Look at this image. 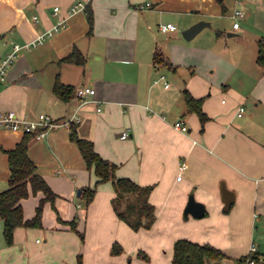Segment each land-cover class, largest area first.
<instances>
[{
  "label": "crops",
  "instance_id": "obj_1",
  "mask_svg": "<svg viewBox=\"0 0 264 264\" xmlns=\"http://www.w3.org/2000/svg\"><path fill=\"white\" fill-rule=\"evenodd\" d=\"M78 3L84 9L71 14ZM236 9L244 16L233 29ZM200 21L210 27L191 39L200 36L196 44L184 43L180 32ZM59 22V31L44 43L17 52L0 84V111L31 120L45 114L59 123L44 137L31 136L27 148L37 173L57 197L43 204L41 227H17L11 245L0 220V264H76L78 256L82 264H126L127 255L139 247L149 251V264H171L177 238L173 231L159 232L165 226L159 222L178 216L181 223L190 222L181 228V239L222 250L225 258L211 264H238L251 246L264 257L255 242L264 229V69L256 63V41L264 36V0H0V61L14 44L25 46ZM167 23L176 31L162 33L158 27ZM230 37L237 38L233 45L226 42ZM222 43V57L228 60L217 55ZM74 47L86 58L84 66L60 62ZM156 53L169 67L155 63ZM199 57L206 59L203 66L212 68L210 73H201ZM180 63L181 78L172 87L163 71L175 73ZM217 71L222 75L214 76ZM56 79L74 89L92 88L95 93L88 99L95 102L81 105L75 94L69 102L60 100L53 92ZM185 90L202 99L203 123L189 111ZM178 121L185 132L174 127ZM67 122L77 123L78 136L115 165L117 178L153 186L151 229L133 231L117 218L111 182L99 185L85 206L81 190L93 187L96 177L70 140ZM127 129L128 138L120 139ZM25 136L0 132V193L8 187L7 151ZM180 163L185 164L182 171ZM221 183L234 195L228 211ZM190 193L205 205L204 215L182 220ZM42 198L30 194L20 202L25 220L34 217ZM154 231L160 235L151 243ZM114 244L122 249L118 255L112 253ZM129 263L138 264L136 259Z\"/></svg>",
  "mask_w": 264,
  "mask_h": 264
},
{
  "label": "trees",
  "instance_id": "obj_2",
  "mask_svg": "<svg viewBox=\"0 0 264 264\" xmlns=\"http://www.w3.org/2000/svg\"><path fill=\"white\" fill-rule=\"evenodd\" d=\"M86 15L89 23H91L92 13L89 7L86 8ZM217 35H219V32ZM256 45V63L264 69V36L258 37ZM60 62L84 66L86 58L74 47ZM158 62L169 67L167 60L156 53L155 63ZM53 92L60 100L69 102L74 97L75 89L72 86L61 84L56 79ZM184 98L189 111L196 113L203 123L206 117L201 109L202 99L193 98L186 90L184 91ZM68 128L70 140L77 145L86 166L93 171L96 177L93 187L81 190L80 198L85 206L93 201L99 185L111 182L114 192L111 204L117 218L127 224L133 231L151 229L155 221V207L149 201L153 186H141L129 178H117L115 176V165L102 158L94 150L91 141L78 136L77 123H70ZM31 136L34 137L35 135L26 134L25 138L14 149L7 151L8 187L0 193V220L4 224L3 237L7 245L13 243V233L17 227H41L43 204L45 202L53 204L57 197L41 175L37 173L36 166L28 156V141ZM37 193H41L43 198L36 207L34 217L31 220H25L20 202L30 194L35 195ZM71 225L75 230L74 223H71ZM78 234L82 240L83 234ZM121 252V247L114 244L112 253L118 255ZM140 255L148 260L147 255L143 252ZM223 258H225V255L222 250L210 244H198L187 239H178L173 244L171 264H210ZM247 258L248 255L241 257L237 260V263ZM249 258L255 260L258 264H264V257H260L257 253L249 254ZM76 264H82L81 256H78Z\"/></svg>",
  "mask_w": 264,
  "mask_h": 264
},
{
  "label": "built area",
  "instance_id": "obj_3",
  "mask_svg": "<svg viewBox=\"0 0 264 264\" xmlns=\"http://www.w3.org/2000/svg\"><path fill=\"white\" fill-rule=\"evenodd\" d=\"M147 7L150 6V4H146ZM84 9V5L82 3H78L74 7L70 9V13H75L79 10ZM58 8L55 7L53 9V13L56 14L58 12ZM244 12L240 9H236L232 13V18L237 20L236 22L233 23L232 28L233 29H238L239 27V22L238 20L243 18ZM33 21L35 23H38L39 19L38 17H33ZM60 26H62V22H59L52 26L50 29L46 30L44 33L38 35L33 41L30 43L26 44L25 46H20L18 44H14L12 47V51L5 56L4 59L0 61V84L3 83L6 80L7 76V71L12 62L14 61L17 52L23 48V47H36L38 45H41L44 43V41L52 36L55 32L59 31ZM159 30L162 33H167V32H172L176 31V26L167 23V24H160L159 25ZM165 77L162 76L161 79H164ZM168 87V85H166ZM95 91L92 88L89 87H79L75 89V97L81 100V105H84L86 103H92L95 102L91 99H88L89 97H92L94 95ZM101 107L98 106L96 108L97 112H100ZM244 112V107L241 106L238 109L237 115L240 117ZM69 123L72 122H67L68 127ZM59 123L54 121L50 116L45 115V114H40L36 119H27L26 117H21L18 116L15 112L13 111H0V132L1 131H9V132H17V133H22V134H34L36 137H44L45 134L52 128L58 126ZM175 128L185 132L187 128L184 126L182 121H178L174 125ZM129 136V130L127 129L124 131L120 139L124 140L127 139ZM179 169L180 171L185 169V164L180 163L179 164ZM178 180L181 179V172L179 173ZM256 248L254 246L250 247L249 254L255 253ZM248 258L244 261L239 262L238 264H258L255 260Z\"/></svg>",
  "mask_w": 264,
  "mask_h": 264
},
{
  "label": "rangeland",
  "instance_id": "obj_4",
  "mask_svg": "<svg viewBox=\"0 0 264 264\" xmlns=\"http://www.w3.org/2000/svg\"><path fill=\"white\" fill-rule=\"evenodd\" d=\"M232 22H233V20H228L226 23L227 24H229V26H231L232 25ZM240 22V21H239ZM205 31H208V30H205ZM180 36H182L181 35V32H180ZM183 37V36H182ZM183 39V41H185L184 43H187V44H189V43H193V45H194V43L196 44V41H198V39H200V36H198L197 38H195V39H193V40H191V41H187V40H185L184 38H182ZM237 38L236 37H230V38H227V41L226 42H228L229 43V45H233V43H235L234 41L236 40ZM223 46H224V44L222 43V44H220V50H219V52L217 53V55H218V57H222V48H223ZM228 55V54H227ZM222 58H224V59H227L228 60V58L227 57H222ZM202 59L203 60H206L204 57H202ZM201 59V57H199V59H198V63H199V67H200V70H202L201 71V73H206V74H208V73H210V71L212 70V68H209V69H206V67L205 66H203V64H204V61ZM223 59V60H224ZM219 63H225V61H222V62H219ZM215 66H217V65H215ZM185 67L186 66H183L182 68L183 69H185ZM188 68V67H187ZM224 68V67H223ZM176 72L174 73V72H169V71H163V73L165 74V76H166V82L170 85V86H174L175 84H177V82H178V80H179V78H181V63L177 66V68H176ZM207 70V71H206ZM222 73L223 74H225L226 72L224 71V69L222 70ZM222 75L221 74V71H217V72H215V73H213V75L214 76H216V75ZM159 86H161L162 84L161 83H159L158 84ZM182 220H184V218L182 217ZM200 220V219H199ZM154 223H155V221H154ZM154 223H153V225H154ZM159 223H165V226H159V232H171V231H173V233H174V236L177 238V239H181V234H182V230H181V228H185V227H188L189 225H190V222L189 223H181V216L179 217H177V220L176 221H174L173 220V218H171V217H169V218H167V220H166V222H164V221H161L160 220V222ZM152 228V227H151ZM144 230V229H143ZM156 233V231H154L153 233H152V237L154 238V239H152L151 240V243H154V240L156 239V238H158V236L160 235V233L159 234H156V235H153V234H155ZM177 235H179V237H177ZM258 237H257V239H256V244H259L260 245V247L261 248H263V252H264V229L261 231V227H260V230H259V233H258ZM176 239V240H177ZM164 251H166L165 249H163ZM141 252H143L144 254H146L147 255V257H148V260H145L144 259V257L142 256V255H140L141 254ZM160 253L162 254V256L164 257V259L166 258V257H168L166 254H164L161 250H160ZM149 258H150V256H149V251L147 250V249H145V248H142V247H139L136 251H135V253H134V255H132V254H129V255H127V257L124 259L125 260V263L126 264H131V263H129V261L130 260H137V262H138V264H149ZM170 261H171V258H170ZM211 264V263H210Z\"/></svg>",
  "mask_w": 264,
  "mask_h": 264
},
{
  "label": "water",
  "instance_id": "obj_5",
  "mask_svg": "<svg viewBox=\"0 0 264 264\" xmlns=\"http://www.w3.org/2000/svg\"><path fill=\"white\" fill-rule=\"evenodd\" d=\"M210 27V24L205 21H200L192 25L191 27L182 31V36L185 40L189 41L194 38L203 28ZM80 191L77 192V195ZM220 194L224 202V211H228L231 203L233 202L234 195L232 191H229L225 183L220 184ZM205 205L196 201L194 194L190 193L187 198L186 205L183 209L182 217L187 220L189 216L201 218L204 215Z\"/></svg>",
  "mask_w": 264,
  "mask_h": 264
}]
</instances>
